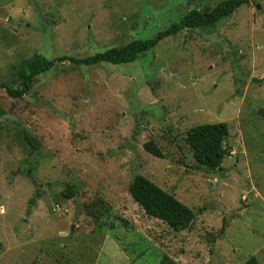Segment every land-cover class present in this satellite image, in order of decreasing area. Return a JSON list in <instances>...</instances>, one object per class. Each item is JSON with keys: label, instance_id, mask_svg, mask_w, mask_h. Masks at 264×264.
Listing matches in <instances>:
<instances>
[{"label": "rangeland", "instance_id": "1", "mask_svg": "<svg viewBox=\"0 0 264 264\" xmlns=\"http://www.w3.org/2000/svg\"><path fill=\"white\" fill-rule=\"evenodd\" d=\"M221 1L0 0V85L20 87L24 59L87 57ZM216 122L229 125L230 154L212 169L186 137ZM148 140L163 157L145 150ZM138 173L193 209L189 228L145 213L128 190ZM165 255L264 264V0L135 61L65 60L22 96L0 87V264H160Z\"/></svg>", "mask_w": 264, "mask_h": 264}, {"label": "trees", "instance_id": "2", "mask_svg": "<svg viewBox=\"0 0 264 264\" xmlns=\"http://www.w3.org/2000/svg\"><path fill=\"white\" fill-rule=\"evenodd\" d=\"M246 2L249 0H222L210 9H192L179 21L171 23L151 37L133 39L126 45L111 47L87 57L77 58L63 55L49 59L43 55H35L33 58L21 61L19 74L23 80L18 89L3 84L0 87H6L12 96H22L29 91L36 76L51 70L57 62L65 60L84 65L135 61L141 54L156 47L163 39L176 35L183 29L214 26L222 19L231 16L238 7ZM229 133L227 122L201 123L188 129L186 140L193 149L199 164L218 169L222 166L225 157L230 154L229 148L224 144ZM143 146L154 156L163 157L161 148L154 140L146 141ZM128 190L147 215L164 220L176 231L189 228L194 220L195 213L191 207L143 174L138 173L134 176ZM67 195L68 197L73 196L74 189L68 188ZM34 201L35 197L31 199V202ZM160 264L178 263L165 255ZM245 264H260V262L253 255Z\"/></svg>", "mask_w": 264, "mask_h": 264}, {"label": "water", "instance_id": "3", "mask_svg": "<svg viewBox=\"0 0 264 264\" xmlns=\"http://www.w3.org/2000/svg\"><path fill=\"white\" fill-rule=\"evenodd\" d=\"M259 7V6H258ZM73 229V228H72Z\"/></svg>", "mask_w": 264, "mask_h": 264}]
</instances>
